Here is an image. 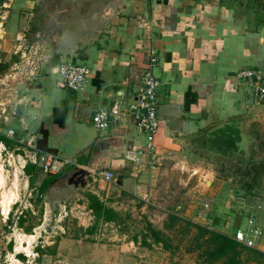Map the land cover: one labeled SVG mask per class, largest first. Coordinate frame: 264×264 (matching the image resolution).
<instances>
[{"label": "crops", "instance_id": "1", "mask_svg": "<svg viewBox=\"0 0 264 264\" xmlns=\"http://www.w3.org/2000/svg\"><path fill=\"white\" fill-rule=\"evenodd\" d=\"M59 3L62 17L53 65L46 66L33 78L37 80L22 91L18 101L24 106L20 120L27 118L30 126L26 128L30 133L36 131L30 137L33 145L35 142L40 149L37 141L48 134V147L55 150L47 151L55 155L53 171L48 174L55 175V179L45 190L43 203L51 188L63 196L73 189L87 187L89 183L79 186L73 183L75 175L83 171L98 184L91 189L93 193L101 196V192L114 189L134 194L143 204L159 208L165 220L166 212L177 211L153 199L157 193L155 182L171 163L188 172L202 170L189 161L185 152L189 144L201 145L192 141L194 136L248 113L263 115L251 121L261 123L264 131V105L256 100L252 85L238 78V73L245 69H260L264 74V0H59ZM151 49L158 57L154 72L161 80L157 156L149 159L154 168L136 166L131 160V153L144 149L146 140L133 122H118L110 117L105 131L94 123L98 110H111L114 106L127 109L136 100ZM64 60L91 68L84 90L60 86L58 66ZM110 137H117L120 143L102 148ZM58 139L72 143L76 163L65 157L64 146L55 144ZM261 140L264 148V136ZM83 157L85 160L81 161ZM101 170H111L123 177L107 182L97 175ZM45 177L47 174L41 183ZM101 182L105 185L101 186ZM259 200L258 203H264V185ZM117 203L110 205L118 210ZM196 206L195 199L189 198L176 209L186 218L203 223L201 209L195 215ZM250 217L264 227V209L258 205L254 211L234 215L226 232L208 227L231 235L236 228H246ZM148 220L154 221L151 217ZM108 224L115 231L119 229L114 223ZM157 228H163V222ZM120 234L122 244H114L108 250L115 262L128 260V251L133 248L146 250L128 234ZM153 246L164 251L160 245Z\"/></svg>", "mask_w": 264, "mask_h": 264}, {"label": "rangeland", "instance_id": "2", "mask_svg": "<svg viewBox=\"0 0 264 264\" xmlns=\"http://www.w3.org/2000/svg\"><path fill=\"white\" fill-rule=\"evenodd\" d=\"M60 7L59 0H0V61L10 63L0 77V134L7 136V131L13 128L16 134L12 140L18 143L10 148L0 141V264H203L200 253L187 251L185 245L174 253L161 252L153 245L145 247L146 250L133 248L128 251V260L115 262L108 250L111 251L114 244H122L121 229L115 231L109 224H98L94 233L86 232L95 221L87 202V194L98 185L92 177H87V187L73 189L63 196L59 190L51 188L44 197L43 206H35L33 200L41 180L51 172L46 173L40 167L35 188L30 185L23 165L27 160L25 151L30 153L29 150H33L30 149V137L36 131L30 133L26 128L30 126L27 118L20 120L24 115V106L18 101L22 91L37 80L31 76L36 66H41L40 75L43 68L53 65V52L59 42ZM259 103L264 105V102ZM254 117L263 115L248 113L241 117L245 118L241 128L244 142L240 149L232 152L233 157L198 144H189L185 150L188 159L202 170L188 172L171 163L168 169L161 171L155 182L157 193L153 199L165 202L164 206L181 214L182 211L176 209L177 205L194 198L196 216L204 208L206 198L213 199L206 219L200 214L203 223L199 224L225 232L234 215L254 211L260 201L264 176L262 184L250 192L244 185L246 177L239 168H250L253 162H264L261 142L264 131L261 123H252ZM55 144L64 146L65 157L77 162L73 159L72 143L58 139ZM80 160H85V157ZM104 185L101 182V186ZM108 190L100 193L102 200L109 206L118 201L115 204L119 207L118 211L131 215L130 231L126 232L130 239L134 234H141L148 217L154 220V226L162 222L164 225L163 214L157 210L159 208L143 204L134 194ZM41 207L42 214L39 213ZM28 210H32L33 215L27 214L25 226L33 224L31 234L17 223L19 216ZM39 247L46 252H51L48 248H53L55 252L42 254L38 251ZM248 264H264V259Z\"/></svg>", "mask_w": 264, "mask_h": 264}, {"label": "trees", "instance_id": "3", "mask_svg": "<svg viewBox=\"0 0 264 264\" xmlns=\"http://www.w3.org/2000/svg\"><path fill=\"white\" fill-rule=\"evenodd\" d=\"M17 58V57H16ZM10 67L9 62L0 61V77ZM230 131L222 132V135L215 134L207 138L204 135H196L192 141L200 142V146L208 147L216 152L233 157L232 152H236L241 148L240 141L242 136L240 132L236 131L230 126ZM232 130V131H231ZM203 136L202 138H199ZM48 134L44 138L37 141V146L43 151L55 152V150L48 147L47 138ZM0 141L6 146L12 148L15 143L8 136L0 134ZM204 141V142H203ZM21 153V152H18ZM38 165L28 162L24 171L29 177V183L33 187L36 181V175L38 173ZM242 174L246 177L244 185L250 192L254 187L262 184V178L264 176V162H253L250 168L239 167ZM55 179V175L45 177L38 187L37 196L33 200L35 206H43V195L45 190L49 187L51 182ZM88 207L91 209L95 221L94 226L87 228V233H94L98 224L114 223L119 226L121 232L130 231L129 219L130 214H123L115 208L108 206L102 198L96 193L90 192L87 194ZM43 207L39 209V213L42 214ZM33 215L32 210H28L22 216L18 218L19 227L23 228L26 233L31 234L33 230V224L25 226L27 222L26 216ZM132 240L145 247H151L153 244L160 245L166 252L174 253L181 250L185 245L186 250L197 251L202 256L203 264H248L250 261L257 259H264V253L244 246L232 238V236L211 229L206 225L199 224L186 218L179 212H169L164 221L163 228H157L150 220H145V228L142 229L141 234L137 233L132 236ZM77 238V236H76ZM42 254L50 253L54 254L53 248H48L51 252L38 248Z\"/></svg>", "mask_w": 264, "mask_h": 264}, {"label": "built area", "instance_id": "4", "mask_svg": "<svg viewBox=\"0 0 264 264\" xmlns=\"http://www.w3.org/2000/svg\"><path fill=\"white\" fill-rule=\"evenodd\" d=\"M25 55V53H24ZM148 63L143 73V84L139 87L137 98L134 102L129 103L127 109L114 106L111 110L100 109L94 116V123L100 130H107L110 123V117L118 122L129 121L133 122L136 128L142 133L145 140V148H140L131 154V160L136 166H148L154 168L155 165L149 163V159L157 156V148L155 146V139L160 130V119L158 114V88L161 85V80L155 74L154 69L158 63V57L155 50L151 49L148 52ZM40 65L36 66L35 72H31L32 78L39 75ZM60 75L59 84L63 88H71L74 90H84L87 80L91 75V68L87 64L74 62L72 60H64L58 66ZM264 74L260 69H245L238 73V78L244 83H249L254 89V95L258 102H264ZM16 134L13 128L7 131V136L13 138ZM30 153L25 151V163L23 169L28 162L36 164L42 168L44 172L53 171V161L55 155L50 152H45L31 144ZM130 157V155H129ZM145 157L148 159L146 160ZM70 162L69 160H66ZM99 178L111 182L116 176L111 170L97 172ZM211 199L203 202L204 208H201L200 214L207 216ZM203 206V205H202ZM258 208L264 209V203H258ZM234 240L243 244L246 247L253 248L264 252V227L261 226L253 217L248 219L246 228H236L230 235Z\"/></svg>", "mask_w": 264, "mask_h": 264}, {"label": "water", "instance_id": "5", "mask_svg": "<svg viewBox=\"0 0 264 264\" xmlns=\"http://www.w3.org/2000/svg\"><path fill=\"white\" fill-rule=\"evenodd\" d=\"M244 122H245V118H237V119H233V120L224 121V122H221V123H219L217 125L212 126L211 128H209L208 130L202 132L199 135H204L205 134V136L207 138H209V137L213 136V134H211V133H216V132H218L220 130L226 129L229 126H232L236 131L240 132V135L242 136V141H240V146L242 147L241 143H243L244 140H243V133H242V129L241 128L243 127L242 125H243ZM119 143H120V139H118L117 137H110V138H107V140L104 141L102 148H104V147L105 148H109L110 146H115V145L117 146ZM34 144H35V142H34ZM83 174H85V177H83ZM87 177H88V174H86L83 171L82 172L79 171V173L76 174L75 177L73 178L74 179L73 183L75 185H77V186H79L80 184L81 185H87V182H88ZM118 177H119V179H122L123 176L122 175L121 176L120 175L119 176L116 175L113 180L117 179Z\"/></svg>", "mask_w": 264, "mask_h": 264}, {"label": "flooded vegetation", "instance_id": "6", "mask_svg": "<svg viewBox=\"0 0 264 264\" xmlns=\"http://www.w3.org/2000/svg\"><path fill=\"white\" fill-rule=\"evenodd\" d=\"M223 131H224V130H221V131H218V132H216V133H211V134H213V136H214L215 134H219V136H221Z\"/></svg>", "mask_w": 264, "mask_h": 264}]
</instances>
